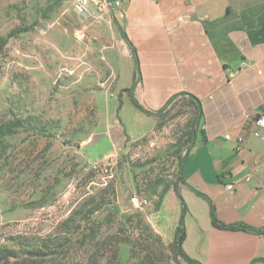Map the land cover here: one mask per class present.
<instances>
[{
  "label": "rangeland",
  "instance_id": "obj_1",
  "mask_svg": "<svg viewBox=\"0 0 264 264\" xmlns=\"http://www.w3.org/2000/svg\"><path fill=\"white\" fill-rule=\"evenodd\" d=\"M75 2L0 0V40L7 37L0 49V122H23L0 144V247L18 251L0 264H85L88 258L186 264L169 246L170 200L193 106L176 99L154 132L129 142L111 99L110 62L119 50L111 15L93 5L78 13ZM46 5L54 9L38 20ZM107 185L114 194L97 210L68 221L69 233L48 238L66 227L62 222L85 192L99 203ZM97 223L98 241L117 243L115 257L106 246L94 251L85 238ZM42 242L56 253L30 252Z\"/></svg>",
  "mask_w": 264,
  "mask_h": 264
},
{
  "label": "crops",
  "instance_id": "obj_2",
  "mask_svg": "<svg viewBox=\"0 0 264 264\" xmlns=\"http://www.w3.org/2000/svg\"><path fill=\"white\" fill-rule=\"evenodd\" d=\"M103 12L111 15L119 49L110 62L113 113L129 142L158 123L123 91L134 82L135 97L152 109L181 92L201 102L180 186L184 253L201 264H264V233L214 226L207 200L195 192L212 200L220 222L264 228V167L252 169L264 161V140L251 133L264 113V0H125L119 11L107 4ZM174 196L173 231L180 214Z\"/></svg>",
  "mask_w": 264,
  "mask_h": 264
},
{
  "label": "trees",
  "instance_id": "obj_3",
  "mask_svg": "<svg viewBox=\"0 0 264 264\" xmlns=\"http://www.w3.org/2000/svg\"><path fill=\"white\" fill-rule=\"evenodd\" d=\"M53 9H54L53 5H46L42 9V12L38 20H43L47 18ZM28 27L23 28V30H13L9 33V36L15 35L19 33L20 31H25L28 29ZM122 34H124L123 30H122ZM6 42H7V37H4L0 40V49L6 44ZM136 73L139 74V65H138L137 60H136ZM135 88H136V83L134 82V84L130 88H125L123 89V91H126L128 93L132 104L137 109H139L140 111L144 112L147 115L155 116L158 118L163 116L166 109L170 106L169 104H171L173 100L178 99V98H186L187 100H189V102L193 106L194 117H193V120L190 124V128L187 133L188 146L186 147L184 154L181 156L179 160L177 176H176V179L173 181L172 187H171L172 191L175 194L176 199L178 200L180 204V214H179L177 224L174 228L173 237H172V240L169 246L173 250L175 258L179 256L188 264H201L199 261L188 257L182 249V241L184 239V234H185L184 233V215L186 213V203L180 193V186L186 185V182L183 176L184 161L187 157V153L189 149L193 145V141H194L196 133L198 132V125H199V122L202 116L201 102L199 98H197L195 95L188 93V92H181V93L172 95L162 108L152 109L148 107L145 103H143L141 100L135 97L134 95ZM19 127H23V122L20 118H15L13 120L0 122V144L4 136L14 133L16 128H19ZM109 187L110 185H107L105 188H103L100 191V202L99 203H97L95 196L88 194V192H85V194H83L85 195L84 197H82L81 195L82 198L80 200H77L78 203L82 200L80 206L78 208L72 209L70 215L66 218V220L62 222V224L64 223L66 227H64V229H62L61 231L59 229L56 232L51 233L48 236V238H51V236L59 237L60 235H65L66 233H69V227L67 223L68 221L75 220V216L80 215V217L82 218H85V217L88 218L90 216V213L97 210L98 207L101 206L102 203H104L102 200H105V197L108 194H114V191L109 190ZM195 192L196 194L202 196L203 198L207 200L209 204L210 218L214 226L218 228H224V229H236V230H245V231L247 230V231L255 232V233H264V228L254 230V229H249L240 223L224 224L220 222L217 218L216 209H215V206L212 200L205 193L199 190H195ZM87 205H90L88 209H86ZM96 225L97 226L95 228H92V231L85 236V238L88 239V243L91 244L90 247L94 248V251L97 252L106 246V249H109V248L111 249L115 257L117 253V243L110 242V241L108 242L107 240L108 238H103L102 240L98 241L99 240L98 237L101 235V229H99L98 223ZM60 226H61V223L59 224V227ZM92 242H95V243H92ZM50 247H51V244H48L47 242H42V244L36 245L35 248L30 250V252L36 255H43L47 253L43 249H48L46 251H48L49 253H56V250L51 249ZM17 254H18V251L15 249L7 248V247H0V263L5 262L9 260L10 258L16 257ZM98 263H99V259L97 258H94V259L88 258L87 261L85 262V264H98ZM253 263H255V261Z\"/></svg>",
  "mask_w": 264,
  "mask_h": 264
},
{
  "label": "built area",
  "instance_id": "obj_4",
  "mask_svg": "<svg viewBox=\"0 0 264 264\" xmlns=\"http://www.w3.org/2000/svg\"><path fill=\"white\" fill-rule=\"evenodd\" d=\"M125 0H76L75 2V10L78 13H84L88 5L90 3L93 4V6L97 7L98 9H104V7L107 4H110L113 8V10L119 11L122 8V4ZM252 136L257 139L264 140V113H259L255 118V126L252 130ZM264 167V161L261 162H255L252 165L253 170H258L260 168ZM249 176H246L245 179H249ZM232 185H228V188H231ZM133 201H135V198H132Z\"/></svg>",
  "mask_w": 264,
  "mask_h": 264
}]
</instances>
